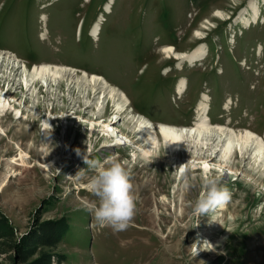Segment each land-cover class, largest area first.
<instances>
[{
  "label": "rangeland",
  "instance_id": "1",
  "mask_svg": "<svg viewBox=\"0 0 264 264\" xmlns=\"http://www.w3.org/2000/svg\"><path fill=\"white\" fill-rule=\"evenodd\" d=\"M200 46L201 58L182 60ZM42 64L71 74L61 69L49 87L42 78L23 89L32 80L24 68ZM84 71L107 83L94 87ZM8 89L15 100L0 115V215L18 236L44 222L67 226L59 245L47 249L53 264H264V167L250 153L212 173L201 163L222 162V145L247 130L264 139V0H0V95ZM123 103L126 112L116 113ZM199 105V120L209 125L204 134L223 137H185L176 156L158 141L157 154L141 158L129 120L195 127ZM99 119L115 122L116 135L130 142L101 148L108 143L103 127L88 125ZM84 153L112 156L131 170L137 211L126 231L99 227L85 210L95 197ZM217 153L213 162L204 158ZM209 177L231 197L198 216L192 206ZM0 263L11 264L9 254Z\"/></svg>",
  "mask_w": 264,
  "mask_h": 264
},
{
  "label": "bare ground",
  "instance_id": "2",
  "mask_svg": "<svg viewBox=\"0 0 264 264\" xmlns=\"http://www.w3.org/2000/svg\"><path fill=\"white\" fill-rule=\"evenodd\" d=\"M101 24H104L103 19L98 20L94 24V26L92 27V32H91L92 34L90 33V35H93L95 37L97 34H99L98 31H99ZM165 48H167V46ZM165 51L170 53V54L171 53L176 54V51H174L172 48H168ZM204 54H205V48L203 46H200L194 52H190L188 54L183 53L181 55L182 57L179 56V58L181 57L182 60H184L186 58L193 60V58H195V59L201 58ZM176 55H179V54H176ZM66 68L67 67H62V66H57V65L52 66L51 64H42L41 66H34L32 70H29L27 67H25L24 71L29 72L28 74L32 75V80L31 81L27 80L25 82V85L22 88L23 89L25 88L26 90H31V88L33 86L37 87L36 86L37 83L40 84V81L42 78L47 81L46 82L47 87H49V82H48L49 80L48 79H50V81L57 82L58 77H56V75L58 74V72H61V69L66 70L65 73L63 72V74H65V76L71 74V72L67 71ZM72 69H70V70H72ZM84 73L87 74L86 71H84ZM61 74H62V72L60 73V75ZM72 74H75V72ZM53 77L55 78L54 80L52 79ZM87 77L90 78V79H87V81L89 83H91L94 87L96 85H99V82H98L99 80H103V82L107 83V81L104 80V77L97 75V74H91V75L87 74ZM185 86H186V80L183 79L182 81H180V83L178 85V93L183 92ZM96 91L97 90H95V93H96ZM8 92H9V89L4 94V96H3V93H1V95H0V115L1 116H2V114L7 115V114L11 113V110L14 106V104L12 102L15 99L12 98L13 101H11L12 99L9 100L8 98H10V96L8 95L9 97L7 98V95H6V94H8ZM110 94H111V97L115 100L116 94L114 92H111ZM119 104H117L116 113H119V114L125 113L126 110H124L125 109L124 107H126L125 104H127V103H125V104L123 103L122 105H119ZM201 105H199V108L197 109L200 112L197 115V118H198L197 126H195V127L192 126L190 128H185V129L181 128V127H177L175 125L166 124V123H159V124H156V126H155V124L151 120L147 119L146 117H144L142 115H139V118H135V119H133L131 117L132 120H129V123L131 122L132 124L131 123L130 124L134 128L132 131L134 133V137L135 136L137 137V140L135 143H137V145L140 144L138 146L140 147L139 151L142 152L141 158L143 160H149L151 157H154L157 154V151L159 150L160 143L158 141H160V142L162 141V143L165 144L169 154L176 156L181 152V150H180V152H178V150L183 146V144H182L183 142H181V141H183L184 140L183 138H185V137H187V139L189 138V136L191 138L192 137L193 138L199 137L200 139L202 138L205 140H210V139L214 140L215 139L214 137L216 135H218V136L220 135L223 137L224 133L220 132L221 134H218V131H216V130L212 131L210 129L211 127L209 128V130H211L210 133L207 132V134H204V131L209 127V125L205 124L206 123L205 121L199 120L200 116L203 114V112H201L202 111ZM90 106H92V105H88V107H90ZM120 106H121V108H119ZM21 109H22V106H21ZM21 109L20 108L19 109L14 108V110H16L14 115L16 118H18L20 120L24 116L23 114H20ZM22 113H23V111H22ZM117 117H119V116H117ZM100 120L101 119H99L98 122L89 120L88 125L93 130V132L96 130L97 125L102 126L105 139L108 140V143H114V144H108L106 142L105 144H103V146L101 145L102 146L101 148L109 149L112 145L113 146H120V145L122 146V144L125 145L127 142L124 141V139H126V140H128V142H130L127 135H125V137L122 135V133H121V137L116 135L115 131L119 130V129L115 128L116 127L115 122H113V121L107 122V121H100ZM86 122H87V120H86ZM52 123H53V119L50 116L49 120L48 119L44 120L43 124H41V130H42V133L44 135H48V132H49L48 129L51 128V127H48V124H52ZM154 126L156 127V131L153 129ZM2 129L3 128L0 127V130H2ZM220 129L223 130L224 128H219V130ZM222 130H220V131H222ZM206 131H205V133H206ZM246 132L243 134L241 133L239 135H234L236 137L235 139H234V137H229L228 141H226V144L222 145V146L225 145V148H224L223 153H222L223 154L222 162L220 161L219 164L208 163L209 162L208 160L201 162L202 166L204 167V170H206V171L210 170L209 173L217 171L216 168H219L221 170V168L224 167V164L228 165L229 163L232 162L233 156L237 153H239V154L241 153V156L243 157V159L246 158L247 153H250V156L255 155L254 159H255V163L258 164V168L259 169L263 168L264 167V139L262 137H260L259 135H256L252 131L247 130ZM118 133H119V131H118ZM220 139H221V137H220ZM188 140L190 141V139H188ZM189 141H188V145L190 146L191 144L189 143ZM197 141H195L194 143H196ZM235 142H237L239 144L238 145V147L240 149L239 152L233 151V146H234ZM135 143H134V145H135ZM211 143H210V145H211ZM207 144H209V143H207ZM198 145H199V143L196 146H198ZM199 147H200L199 148L200 150L204 149L203 145H200ZM253 148H254V150H253ZM23 156L24 155H22V158H23ZM217 156H218V153L216 155H213V156L204 155V158L210 159V161L213 162V160ZM248 158H249V156H248ZM222 163H224V164H222ZM50 165H52V162L50 163ZM213 165H214V168H213ZM184 166L186 167L185 174L187 175L188 169H187L186 165H183V168H184ZM197 168H199V167L196 166V169ZM183 170H182V172H183ZM185 174H182V175L185 176ZM207 246L212 247L211 244H208Z\"/></svg>",
  "mask_w": 264,
  "mask_h": 264
},
{
  "label": "clouds",
  "instance_id": "3",
  "mask_svg": "<svg viewBox=\"0 0 264 264\" xmlns=\"http://www.w3.org/2000/svg\"><path fill=\"white\" fill-rule=\"evenodd\" d=\"M77 154L81 153L78 151ZM83 161L91 173L90 191L95 197L85 210L99 227H110L117 233L126 231L137 211L131 170L112 156L97 160L84 153ZM204 188V195L192 206L198 216L211 215L231 197L230 190L214 178H206Z\"/></svg>",
  "mask_w": 264,
  "mask_h": 264
},
{
  "label": "trees",
  "instance_id": "4",
  "mask_svg": "<svg viewBox=\"0 0 264 264\" xmlns=\"http://www.w3.org/2000/svg\"><path fill=\"white\" fill-rule=\"evenodd\" d=\"M66 227L58 222H44L29 234L18 236L8 219L0 215V254H9L11 264H53L55 255L47 249L59 245Z\"/></svg>",
  "mask_w": 264,
  "mask_h": 264
}]
</instances>
